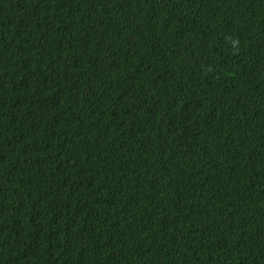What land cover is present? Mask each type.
Returning <instances> with one entry per match:
<instances>
[{"label":"trees","instance_id":"1","mask_svg":"<svg viewBox=\"0 0 264 264\" xmlns=\"http://www.w3.org/2000/svg\"><path fill=\"white\" fill-rule=\"evenodd\" d=\"M0 264H264V0H0Z\"/></svg>","mask_w":264,"mask_h":264}]
</instances>
